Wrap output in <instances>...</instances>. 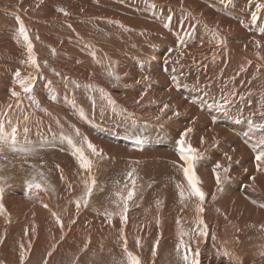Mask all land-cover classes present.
<instances>
[{"label": "bare ground", "instance_id": "obj_1", "mask_svg": "<svg viewBox=\"0 0 264 264\" xmlns=\"http://www.w3.org/2000/svg\"><path fill=\"white\" fill-rule=\"evenodd\" d=\"M21 23L28 41L19 35ZM0 125L15 148L32 152L41 144L68 158L44 179L54 189H70V198L55 193L56 206L27 186L0 196V218L10 232L0 237V264H77V255L100 244L118 249L126 235L159 239L149 256L137 255L140 264L175 261L195 238L211 245L242 230L256 232L259 245L264 164L258 171L252 146L264 139V0H0ZM76 131L99 155L84 137L71 139ZM185 132L186 145L197 151L215 146L195 172L203 204L224 220V235L211 217L204 221L208 235H198L200 202L187 194L177 149ZM73 145L92 163L103 160L99 167H113L114 183L148 186L139 200L152 206L107 218L104 209L115 206L112 182L89 210L67 208L80 189L75 179L86 172ZM177 185L185 188L183 202ZM166 200L184 215L181 225L169 219ZM152 213L154 223L145 225ZM157 219L160 225L151 227ZM181 240L186 248L178 251Z\"/></svg>", "mask_w": 264, "mask_h": 264}, {"label": "rangeland", "instance_id": "obj_2", "mask_svg": "<svg viewBox=\"0 0 264 264\" xmlns=\"http://www.w3.org/2000/svg\"><path fill=\"white\" fill-rule=\"evenodd\" d=\"M237 91L238 90H236V94L238 93ZM246 95L247 94H245V96ZM233 101H235V97ZM229 106L232 107V103H230ZM249 106H252V103H250ZM257 113L261 115V112ZM257 125L259 126V124ZM261 128L262 126L260 125L259 130ZM255 129L258 130V128ZM107 132L108 131H106L105 134H107ZM77 133H79V135H77ZM75 137H84V135H82L80 131H76L71 136V139H74ZM132 137H139V135H133ZM5 139L6 138H3V136L0 135V187L4 188L3 194H9L10 192L14 193L20 191V193H22L25 189L23 187H28V185L32 183L41 185L40 189H36L35 187H33L32 189H35L38 193L45 195L48 198L49 202L53 201L54 206L57 205L54 201L56 200L55 193L64 194V196L70 198L69 188L65 189L64 191H62L58 187V189H54L51 185L48 184L49 182L45 181L44 179V175L46 174L47 170H55L57 167H60L63 162H68V158L62 155H54L52 154V152L48 153V151L45 150V148L41 144H39L38 148L36 147L34 150L32 149V152L29 150L30 147H20V149H18V147L15 148L16 146L13 147L11 143L6 142ZM7 144H9L8 147ZM13 145L15 144L13 143ZM8 148H10V150ZM214 148L215 146H212L211 148L209 147L205 149L203 152L197 151L198 155L200 156V159H198L197 162H204L205 152H207V150L211 151ZM16 149H18L19 151ZM26 150L28 153L26 152ZM56 150L57 152L60 151L59 149ZM103 162V160L99 159L98 162L92 163L90 172L86 170L82 179H75V181L77 182V186H80V189L78 190L79 192H75L74 196H71L72 201L70 200L69 203L68 201L66 202L67 208L70 207L71 209H75L76 205H79L78 207H83V209L81 208V211L84 212L89 210L92 204L96 205L101 200H103L102 195L105 193L106 186H109L110 184H112V182H116L117 178V174L114 172L115 170L113 169V167L110 168L106 166L105 169L99 167V164ZM108 164L109 163L106 162L105 165ZM37 167L41 168L38 174L36 173ZM222 172L224 174L223 183L227 185L228 178L225 177L227 175V171L223 169ZM92 179L95 180L94 186L92 185ZM172 181L173 179H171V182ZM59 183L60 178L58 177V179L55 180L54 184ZM149 186L151 187V185ZM88 187H92V192L90 196L86 194ZM111 189L113 193L112 203L115 206L112 209L107 207L104 209L106 215L108 216L107 218H112L115 215L119 214L120 210L123 212L124 215H126L129 214L134 208L140 210L152 206V204H149L148 199L143 198V201L139 200L142 192L146 191L148 189V186H145L144 184L139 183L138 181L134 182L130 179L127 180V183L123 181H118L117 183H114L112 185ZM130 191L133 193V195L130 200H127L128 193ZM73 200H75L74 203ZM125 200H127L126 213L124 212ZM166 202V207L171 205L169 209L170 212L168 213L170 217L169 219L174 221V224H176L177 226L181 225V218L183 219L184 215L180 216V211L177 210L175 206L176 204L170 203L168 200H166ZM36 203L38 204V201ZM72 203L74 204V206L72 205ZM54 206L52 205V207ZM202 206H204V211L202 212L203 221H205L206 217H211L210 219H217L218 223L216 224V226H218V236L226 234L227 231L225 233L223 231L222 225L219 224V222H223L224 220L213 212V209L210 205L206 206L202 204ZM160 209L163 211L164 205H162ZM136 212L137 211H135L134 213ZM161 213L162 212H160V214ZM4 218H0V222L2 220L3 223L5 222V224H2L3 226L0 227V237L2 235L7 237L10 234V232L6 229V227L9 226L8 222L4 220ZM155 218L156 216L153 213L151 218H148L147 215L144 218V224L146 225L148 221H152L154 223ZM160 220L162 221V219ZM159 221L156 225L153 224L151 227H158L160 225ZM174 224H172L170 227H172ZM231 225L232 224L229 223V226ZM204 226L205 224L200 225L201 231L204 229ZM236 227L237 225L233 224V228ZM3 229L6 232L4 234H2ZM13 230L14 228L11 231ZM257 230L258 229H256V231ZM250 231L245 232L242 230L238 235L234 237L233 240H231L230 237H226L225 240L220 242L219 238H217V242H214L211 245L207 244L206 242H201V240L195 238L194 243L190 247L191 252L187 251L186 253L181 254L179 257H177L175 261H165L163 264H184V261L181 257L185 254H188L190 257H193L197 250L199 251V264H264V240H261V244L259 243L258 245V241L256 240L257 233H247ZM13 234L14 233H12V235ZM107 238L108 236H105V239ZM158 240L159 239L154 238H149L146 240H137L136 237H134L133 235H126L125 241L122 242L121 246L118 249L114 248L111 243L107 242L105 244H100L99 247H97L95 250L80 253L79 255H77L75 260L77 264H129V258L125 252V247L127 248V253H131V255L134 257H137V255L149 256L150 253L158 246ZM137 241L139 242V245H137ZM243 244H248L249 246L245 247ZM50 255H48V257ZM259 257L260 259H262L261 262L258 261ZM150 259L151 258H149V260Z\"/></svg>", "mask_w": 264, "mask_h": 264}, {"label": "snow or ice", "instance_id": "obj_3", "mask_svg": "<svg viewBox=\"0 0 264 264\" xmlns=\"http://www.w3.org/2000/svg\"><path fill=\"white\" fill-rule=\"evenodd\" d=\"M60 11L64 12L63 9H60ZM65 15H68L67 12H64ZM19 35L21 37H23V39L25 41H28V35H27V31L24 28L23 24L21 23L19 26ZM28 52H29V58L32 61V64L35 66L36 61L34 58H32L31 53H32V45L29 42L28 43ZM17 76H19V73H17ZM21 87L23 88V90L25 92H29L31 89L27 86V84L23 81H21ZM13 96H17L18 93L13 91L12 92ZM188 132L191 131V129L187 130ZM3 132V126L0 125V135H2ZM15 132V129H13V133ZM77 135H79V133H77ZM187 135V132L183 133L181 138L177 141V149H178V155L180 160H182L184 162V165L186 166H181V171L183 173V176L185 178V180L187 181V194L188 196H194L196 198H198L199 200V204L197 205V213H202L204 211L202 204L203 201L205 199V194L201 191L199 185L201 183V181L199 180L198 176L196 175L195 172V167H196V162L198 161V159H200V156L197 153V150L192 148L191 145H186L185 140L183 139L184 136ZM84 143L87 144L88 149L92 152L93 155H99V153H97L95 147L87 140V137H84ZM69 143H72L71 140H69ZM74 147V155L76 156L79 165L81 167V169L87 170L90 172L91 167H92V161L90 159H88L85 155H84V150L83 148L80 147H75V145H73ZM15 150V149H14ZM252 150L255 153V160L257 162V170H260V166L262 164H264V139H261L260 141H258L257 145L252 146ZM229 160L231 159V157L228 158ZM220 165L217 164L216 168H219ZM225 171H227V169H225ZM129 176L132 175V173H128ZM254 179V178H253ZM216 181L217 184H220V177L219 174H217L216 176ZM92 185H95V180L92 179ZM33 187H35L36 189H40L41 185L40 184H32L30 183L28 185L29 189H32ZM177 187L180 189V197H181V201L183 202V200L186 198L185 196V188L182 185H177ZM4 192V188L0 187V196H2ZM92 192V187H88L87 188V195H91ZM133 193L130 191L128 193V197L127 200H130L132 198ZM127 200H125L124 202V212H127ZM262 207H264V205H261ZM3 205L0 204V212H3ZM122 221H124L126 219L125 216L121 217ZM197 223L200 225L204 224V221L202 219L197 220ZM199 236H207V228L206 226L204 227V229L202 231H200L198 233ZM137 245H139V242L137 241ZM180 248H186V246L183 243V240H181L180 244L178 245L177 250L179 251ZM188 252H191V249H187ZM125 252L128 255L129 258V264H140V261L138 258L134 257L131 255V253H127V248L125 247ZM199 251L197 250L194 254L193 257H190L188 254L183 255L181 258L183 259V261L185 262V264H199Z\"/></svg>", "mask_w": 264, "mask_h": 264}]
</instances>
